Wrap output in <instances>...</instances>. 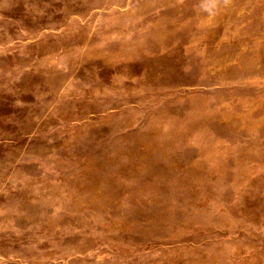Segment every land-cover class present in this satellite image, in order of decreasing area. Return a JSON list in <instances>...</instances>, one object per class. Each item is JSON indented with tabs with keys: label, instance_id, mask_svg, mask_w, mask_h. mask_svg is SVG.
<instances>
[{
	"label": "rangeland",
	"instance_id": "1",
	"mask_svg": "<svg viewBox=\"0 0 264 264\" xmlns=\"http://www.w3.org/2000/svg\"><path fill=\"white\" fill-rule=\"evenodd\" d=\"M0 264H264V0H0Z\"/></svg>",
	"mask_w": 264,
	"mask_h": 264
}]
</instances>
